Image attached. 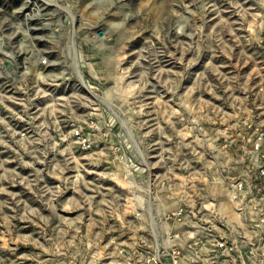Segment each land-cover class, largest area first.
I'll return each instance as SVG.
<instances>
[{
	"label": "rangeland",
	"instance_id": "rangeland-1",
	"mask_svg": "<svg viewBox=\"0 0 264 264\" xmlns=\"http://www.w3.org/2000/svg\"><path fill=\"white\" fill-rule=\"evenodd\" d=\"M0 57V264H136L204 222L264 264V0H0Z\"/></svg>",
	"mask_w": 264,
	"mask_h": 264
},
{
	"label": "built area",
	"instance_id": "built-area-1",
	"mask_svg": "<svg viewBox=\"0 0 264 264\" xmlns=\"http://www.w3.org/2000/svg\"><path fill=\"white\" fill-rule=\"evenodd\" d=\"M0 60L2 61V57ZM39 62L42 65H51L50 56L40 55ZM72 134L81 149L92 148L94 142L92 133L76 127ZM252 150L257 155L259 180L264 181V130L257 134ZM233 184L236 192L244 194V199L248 194L261 190L260 186L251 184L246 178H235ZM182 212L183 209H180L172 214L179 215ZM202 224L199 229L189 228L188 233L182 238L185 239L183 245L176 241L177 238H181L180 233L176 232L169 234L170 241L167 246L156 244L153 247H142L137 251L139 258L136 264H247L242 250L235 241H230L226 235L215 232L208 222Z\"/></svg>",
	"mask_w": 264,
	"mask_h": 264
},
{
	"label": "bare ground",
	"instance_id": "bare-ground-1",
	"mask_svg": "<svg viewBox=\"0 0 264 264\" xmlns=\"http://www.w3.org/2000/svg\"><path fill=\"white\" fill-rule=\"evenodd\" d=\"M55 5V4H54ZM66 7V6H65ZM76 56V55H75ZM80 71V78H81V80H82V82L85 84V85H87L86 84V81H85V78H84V76H83V74H82V72H81V70H79ZM125 123V122H124ZM132 135V134H131ZM139 150V149H138Z\"/></svg>",
	"mask_w": 264,
	"mask_h": 264
},
{
	"label": "water",
	"instance_id": "water-1",
	"mask_svg": "<svg viewBox=\"0 0 264 264\" xmlns=\"http://www.w3.org/2000/svg\"><path fill=\"white\" fill-rule=\"evenodd\" d=\"M99 33H100V34H102V33H103V31H102V30H99Z\"/></svg>",
	"mask_w": 264,
	"mask_h": 264
}]
</instances>
